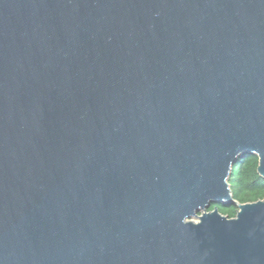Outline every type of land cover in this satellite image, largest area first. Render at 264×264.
I'll return each mask as SVG.
<instances>
[{"label": "water", "instance_id": "obj_1", "mask_svg": "<svg viewBox=\"0 0 264 264\" xmlns=\"http://www.w3.org/2000/svg\"><path fill=\"white\" fill-rule=\"evenodd\" d=\"M243 156L264 0H0V264H264Z\"/></svg>", "mask_w": 264, "mask_h": 264}, {"label": "trees", "instance_id": "obj_2", "mask_svg": "<svg viewBox=\"0 0 264 264\" xmlns=\"http://www.w3.org/2000/svg\"><path fill=\"white\" fill-rule=\"evenodd\" d=\"M258 158L256 156H243L234 165L232 175L229 178V188L234 200L239 203L264 200V179L257 174ZM212 206L210 210H213ZM218 212L233 218L236 208H221L216 206Z\"/></svg>", "mask_w": 264, "mask_h": 264}, {"label": "rangeland", "instance_id": "obj_3", "mask_svg": "<svg viewBox=\"0 0 264 264\" xmlns=\"http://www.w3.org/2000/svg\"><path fill=\"white\" fill-rule=\"evenodd\" d=\"M238 202V201H237ZM239 203V202H238ZM247 203H250V202H247ZM240 204H243V203H240ZM221 208H236V206H226V207H224V206H221ZM194 222H195V220H193Z\"/></svg>", "mask_w": 264, "mask_h": 264}]
</instances>
